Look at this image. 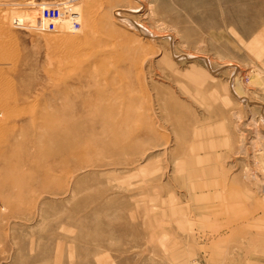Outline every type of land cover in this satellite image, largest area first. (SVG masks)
<instances>
[{
	"label": "rangeland",
	"instance_id": "rangeland-1",
	"mask_svg": "<svg viewBox=\"0 0 264 264\" xmlns=\"http://www.w3.org/2000/svg\"><path fill=\"white\" fill-rule=\"evenodd\" d=\"M49 1L0 0V264H264V0Z\"/></svg>",
	"mask_w": 264,
	"mask_h": 264
},
{
	"label": "built area",
	"instance_id": "built-area-1",
	"mask_svg": "<svg viewBox=\"0 0 264 264\" xmlns=\"http://www.w3.org/2000/svg\"><path fill=\"white\" fill-rule=\"evenodd\" d=\"M80 1L82 0H52L41 4L32 29L39 32H60L65 29L78 32L81 21L76 7Z\"/></svg>",
	"mask_w": 264,
	"mask_h": 264
},
{
	"label": "bare ground",
	"instance_id": "bare-ground-1",
	"mask_svg": "<svg viewBox=\"0 0 264 264\" xmlns=\"http://www.w3.org/2000/svg\"><path fill=\"white\" fill-rule=\"evenodd\" d=\"M132 23H133V22H132ZM1 25H2V24H1ZM133 25H134V26H138L137 28L140 27L141 32H142V33H145V35H146V34L149 35L148 31H146L143 27H141V25H138L137 23H136V24L133 23ZM0 30H1V29H0ZM70 38H71V37H70ZM71 39H73V37H72ZM71 39H70L69 41H65V42H63V43L68 47V49L71 48V47L73 48V46H74V45L72 46V44H71V43L73 42V41L71 42ZM73 40H74V39H73ZM64 44H63V45H64ZM5 45H6V44H5ZM88 45H89V44H88ZM66 46H65V48H66ZM79 47H80V46H79ZM66 54H67V53H66ZM86 55H87V54H86ZM77 58H78V56H77ZM64 88H65V87H64ZM1 90H2V89H1ZM1 105H2V104H1ZM4 105H5V104H4ZM15 105H16V104H15ZM20 106H21V105H20ZM6 107H7V105H6ZM7 109H8V107H7ZM17 109H18V108H17ZM3 112H4V111H3ZM12 112H13V111H12ZM7 113H8V112H7ZM1 120H2V119H1Z\"/></svg>",
	"mask_w": 264,
	"mask_h": 264
}]
</instances>
